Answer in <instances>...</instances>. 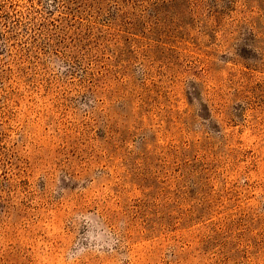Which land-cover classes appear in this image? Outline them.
Returning a JSON list of instances; mask_svg holds the SVG:
<instances>
[{"label":"rangeland","instance_id":"obj_1","mask_svg":"<svg viewBox=\"0 0 264 264\" xmlns=\"http://www.w3.org/2000/svg\"><path fill=\"white\" fill-rule=\"evenodd\" d=\"M0 264H264V0H0Z\"/></svg>","mask_w":264,"mask_h":264}]
</instances>
